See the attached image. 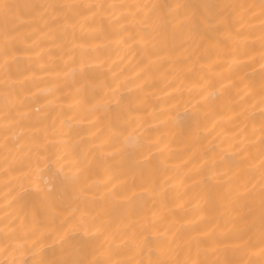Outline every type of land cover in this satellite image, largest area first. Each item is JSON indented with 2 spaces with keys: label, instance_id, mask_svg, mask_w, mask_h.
Returning a JSON list of instances; mask_svg holds the SVG:
<instances>
[{
  "label": "bare ground",
  "instance_id": "bare-ground-1",
  "mask_svg": "<svg viewBox=\"0 0 264 264\" xmlns=\"http://www.w3.org/2000/svg\"><path fill=\"white\" fill-rule=\"evenodd\" d=\"M5 2L11 8L7 13L0 10V50L6 38L19 34L18 63L27 71H18L15 62L6 65L0 52V264L32 260L14 250L12 236L59 225L69 216V223L83 219L75 238L89 258L92 249L103 246L116 249L112 259H143L145 264L170 256L205 264L238 260L239 253L221 247L238 241H224L219 235L253 221L249 234L258 241L264 155L259 95L264 81L258 63L238 67L234 62L248 56L258 60L264 34L261 0H181L236 8L215 9L221 12L217 20L227 23L216 27L213 21L211 31L200 25L194 34H169L166 43L152 49L153 57L128 39L135 27L120 29L100 13L81 26L82 16L75 15V9L61 7L145 0ZM248 5L255 7L249 10ZM82 60L83 71L78 69ZM133 81L143 86L134 88ZM205 95L207 99L199 101ZM168 105L174 106L162 114ZM63 165L67 167L61 170ZM37 167L44 175L56 173L47 206L34 196L16 198L24 174H34ZM75 168L80 169L76 176ZM211 173L215 204L210 207L202 192ZM96 227L102 231L94 232ZM134 230L139 236L163 234L165 244L175 233L176 250L160 257L147 247L142 252L118 247ZM209 231L217 236L215 241L206 235ZM44 243L49 245V261L83 254H66L58 245L50 246L51 239ZM259 247L257 243L243 259L264 264Z\"/></svg>",
  "mask_w": 264,
  "mask_h": 264
},
{
  "label": "snow or ice",
  "instance_id": "snow-or-ice-1",
  "mask_svg": "<svg viewBox=\"0 0 264 264\" xmlns=\"http://www.w3.org/2000/svg\"><path fill=\"white\" fill-rule=\"evenodd\" d=\"M61 7H66L69 9H75V15L82 16L81 26L85 23H89L95 20L98 13L102 15V18L108 19L110 24H116L118 28L124 29L129 27H135L136 32L129 31L128 39L133 43H140L144 48V55L146 57L155 56V52L152 50L157 47V45L164 44L167 41L168 35L180 34H194V29L197 26L202 25L205 31L213 30V21H215V26L219 27L221 24L227 23L225 20H217L218 16H221L220 11H214L219 8L221 10L232 8L235 9V5H212V4H202L199 6L190 5L187 3L181 2V0H175L171 3H156L151 2V0H145L143 3H137L135 5H124V4H67ZM248 9L255 7V5H248ZM11 8V5L5 2V0H0V10H3L7 13ZM116 9H121L123 11L116 12ZM95 10V11H93ZM111 10V11H109ZM131 10V11H128ZM128 11V14L125 15V12ZM83 13H89V15H82ZM261 17H264V0H261L260 12ZM131 17V19L129 18ZM65 21L69 19L67 15L64 17ZM122 22V23H120ZM260 27L262 33H264V20H261ZM100 29H94V31H99ZM139 37L137 40L136 38ZM147 37V38H146ZM21 36L18 34L13 38H6L4 46L0 52H2L5 57V64H10L15 62L17 70L20 72L27 71L26 68L22 67L19 63V52L20 49L17 47L15 41H20ZM261 52L259 54L258 60L255 56L246 57L245 61H235V66H247V63H258L259 70L261 73L262 81H264V34L261 36ZM98 65H103V61H97ZM234 65L229 66V70ZM78 69L83 71L85 70V64L83 60L78 65ZM77 70V66H74L73 72ZM137 76V74H133ZM128 82L127 80L125 81ZM133 87L140 88L143 86V82L136 84L134 81ZM229 83H232L231 81ZM119 82H117V87H120ZM207 95L199 97V101H205ZM179 101H176L175 104L178 105ZM259 103L264 107V83H262L260 88ZM174 105H168L167 108L161 109V113L164 114L167 111H170ZM193 107H198V102H193ZM195 114V113H194ZM73 117H69V120ZM168 117L165 116V120ZM15 121H10L14 123ZM261 144L264 145V127L261 128V136L259 137ZM264 153V147L261 149ZM15 163V161H14ZM75 163V162H74ZM67 167V165H63ZM34 174L25 173L24 178L22 179V189L17 193V199L24 201L26 198L34 196L38 198L42 205L47 206L50 191L52 188L51 179L56 175V173H51L50 175H44L42 170L37 167L34 170ZM80 172L79 168H75L73 175L76 176ZM215 176V173H211L209 177L206 178L202 196L203 200L210 207L215 204L214 200V187L211 184L212 177ZM260 222H259V239L258 241L253 240L252 236L249 234L255 226V222L249 223L244 229L235 227L231 233H220L219 239L224 241H231L233 239L237 240L238 243H224L221 247L225 252L233 251L239 253L240 258L238 260L225 259L218 262V264H251V261L243 259L244 255L249 254V250L256 247L258 243L259 254L264 256V155L261 156L260 160ZM245 194L251 195L249 190H245ZM239 193L236 194V198H239ZM15 203V200L13 201ZM19 209L18 211H22ZM36 215V213H34ZM204 213H201L203 218ZM27 219V216L21 218L23 220ZM72 220V217L69 216L65 221L61 222L59 225L53 224L50 227H42L37 229L33 227L32 229L24 230L20 235L12 236L11 239L14 241V250H19L21 256L30 255L32 257L31 261L20 260L13 261L12 264H145L143 259L132 261L131 259H112L114 255H117L116 249L111 247L101 246L99 250L92 249L91 258H89V253L83 251L79 245V242L76 240V235L79 232V228L84 224L83 219L81 218L80 223L75 222L69 223ZM65 223L68 224L65 227ZM85 235H88L87 228L84 229ZM94 232L100 233L102 230L99 227L93 229ZM8 235V234H6ZM213 241L217 239V236L209 231L206 233ZM176 234L173 233V236L169 238L167 244L163 242V234L152 233L151 236L147 234L139 236L138 233L134 230L129 236H126L124 239L118 241L119 246H127L130 251L142 252L145 247L148 248V251L151 253L153 249L155 253L164 257L167 256L170 251H175L176 248L173 246L172 241L176 239ZM51 239L50 246H59L61 250L66 254L72 253H81L83 254L77 259H65L61 261H49L46 259L45 253L47 247L44 242ZM188 245V248H191V242H185ZM147 264H205L204 261L195 260V259H184L183 261L177 260L174 257H169L167 259H149ZM217 264V262H213Z\"/></svg>",
  "mask_w": 264,
  "mask_h": 264
}]
</instances>
